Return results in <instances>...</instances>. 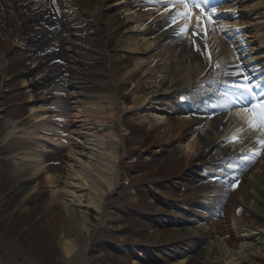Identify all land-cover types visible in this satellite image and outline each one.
I'll return each mask as SVG.
<instances>
[{
	"label": "bare ground",
	"instance_id": "obj_1",
	"mask_svg": "<svg viewBox=\"0 0 264 264\" xmlns=\"http://www.w3.org/2000/svg\"><path fill=\"white\" fill-rule=\"evenodd\" d=\"M76 1L83 9H93L82 23L90 21L89 30L94 33L99 59L103 60L97 71L100 80L89 65L97 59L84 49L87 43L81 36L82 30L75 31L79 36L70 45H62L67 56L50 59L43 53L60 48L62 40H52L39 54L38 47L30 45L31 33L36 31L32 25L43 20L40 11L43 0H0L3 60L0 67L3 76H17L32 111L30 119L22 123L28 125L24 134L28 142L15 148L21 156L15 173L20 181L24 210L41 218L65 255H69L76 248L85 250L98 228L101 235L117 242L130 240L122 231V211L109 212L106 208L122 196L126 206L137 207L142 214L148 212L154 219L142 223L133 234L131 243L138 248L159 246L158 250L163 251L171 243H176L175 247L181 243L189 250L185 248L188 251L182 258L171 257L169 261L175 264H264V148L260 149L261 158L245 177V184L229 195L224 209L226 215H233L236 206L243 204L248 217L241 224L228 225L220 220L211 223L209 229L201 224L198 228L190 225L179 229L162 221L166 215H174L173 205L168 203L167 209L157 200L160 195L169 202L176 185L174 178H179V184L187 187L179 205L190 209L186 200L211 193L207 186L197 185L199 169L195 167L210 163L217 156H230L236 149L250 152L259 147L255 142L260 136L252 135L249 144H242L243 140L237 144L223 142L228 134L233 135L236 124L237 117L230 111L188 117L180 109L172 110L171 96L194 83L202 71L201 58L191 49L188 39H172L153 52L166 35V31H161L165 23L159 15L150 18V13L136 5L138 0H124L127 6L115 11L107 0ZM28 14L36 20L24 19ZM211 36V51L222 67L239 65L229 43L218 41L215 32ZM16 43L29 51H17L14 59L23 66L13 71L3 55L12 51ZM121 47L134 54L132 66L120 56ZM61 60L64 65H57ZM66 62L77 71L73 79L85 87L74 94L69 92L68 101H57L53 99L58 87V83L54 85L55 72ZM80 71L87 72V77L80 75ZM25 75L31 77L25 79ZM146 100L149 103L141 107ZM125 112L133 113L144 126H131L122 115ZM63 133L68 136L63 137ZM42 140L53 143L64 153L33 143L40 144ZM150 148L161 155L147 159L144 149ZM120 158L131 161L132 171L121 168L126 162L120 163ZM139 159L145 160L141 166L139 162L134 164ZM191 167L198 171L197 176ZM138 170L142 173H135ZM40 174L46 175L43 179L46 185L42 187L36 178ZM139 189L146 190L142 204H137L135 195ZM197 238L199 242L195 241ZM198 245L201 247L196 250ZM126 253L134 255L132 251ZM102 257L93 263L89 260V264H102ZM128 261L129 255L121 259L122 264H129Z\"/></svg>",
	"mask_w": 264,
	"mask_h": 264
},
{
	"label": "snow or ice",
	"instance_id": "obj_2",
	"mask_svg": "<svg viewBox=\"0 0 264 264\" xmlns=\"http://www.w3.org/2000/svg\"><path fill=\"white\" fill-rule=\"evenodd\" d=\"M152 2L158 3L168 13L164 21L167 25L165 30L171 28L173 34L180 39H188L189 44L194 46L201 56H205L209 67L219 70L216 73L217 76L237 78L230 81H215L222 84L225 89L220 93L224 97L225 103L212 105L211 107L214 110L219 108L222 111H228L235 106L240 110L237 113L238 116L247 117L248 131H258L260 136L264 137V85L258 82L254 83L243 69L227 71L220 62L213 64L212 52L208 45L210 32L224 31L217 20L214 0H152ZM196 10L199 14L196 13ZM235 67L239 68V65ZM213 114H216L215 111ZM243 130V127L237 129L227 142L241 143L242 140L239 134ZM255 144L259 147H253L248 155L241 157L242 160H254L259 155L260 149L264 148V139L257 140ZM227 166L232 167L231 164ZM235 186L236 184L232 185L233 188Z\"/></svg>",
	"mask_w": 264,
	"mask_h": 264
},
{
	"label": "rangeland",
	"instance_id": "obj_3",
	"mask_svg": "<svg viewBox=\"0 0 264 264\" xmlns=\"http://www.w3.org/2000/svg\"><path fill=\"white\" fill-rule=\"evenodd\" d=\"M118 2L119 0H116L114 4H117ZM91 43H93V41ZM13 58L14 54L8 55L9 60H13ZM15 68L17 69L18 65L15 66ZM12 77L14 80H16L15 76ZM3 82L5 83L6 88L8 89H12L14 88V86L17 85L16 81L14 84L13 80L4 79L0 72V85H2ZM21 98H23V95L21 93H12L11 96H0V102L4 111L6 110V108H8L10 103L20 101ZM127 120L130 122V124L136 126H144L143 123H140V121L136 120L133 116H131ZM5 126V124H0V132ZM19 144L21 143L18 140H12L5 148L0 149V156L7 157L8 155L12 154L13 147H16V145ZM148 158H150V156ZM0 164V194L5 191L8 187H11V189L15 188V191L13 192L15 193V195L13 198H9V195L6 194L1 195L2 198L0 203V264H27V262H32L33 264H46L43 261L41 254L42 248H45L47 250H56L57 254L54 261H58V259L61 257V254H59L61 253V249L59 248L57 242L54 240L53 236H51L52 234L46 224L41 221L40 224L38 223L36 225H32L33 221L36 219L34 218V215H31V217H26L27 215L23 216V213L20 216H16V220H22V223L19 226L26 227L27 233L23 238L22 235L18 236V234H16V231L10 232L8 226L13 214L15 212L23 210L24 207L20 204L21 192L18 189V181L16 180V177L13 173L15 169V162L10 161L7 163L1 161L0 159ZM139 173H142V171H138V174ZM138 195V201L143 202V194L138 193ZM123 205L124 203L117 199L109 205V208H118L119 206L121 207ZM24 217L28 219L23 220ZM143 222L144 220L132 217L129 215V213H124L122 223H124L126 229L130 230V233L126 232L125 234H129L128 236L132 238L135 229ZM37 226L40 227L39 230L36 229ZM17 230H19V228ZM32 238L36 240L37 243H35ZM99 240V237H95L92 244H95ZM19 242H23L24 245L28 247L30 256H27L25 250L18 248L17 245L19 244ZM94 248L95 249L90 252V256L92 257L97 256L98 253V248L96 246ZM84 255L85 253L80 256L77 264H81ZM117 256L118 255L116 254L108 257L102 264H122L121 258Z\"/></svg>",
	"mask_w": 264,
	"mask_h": 264
}]
</instances>
